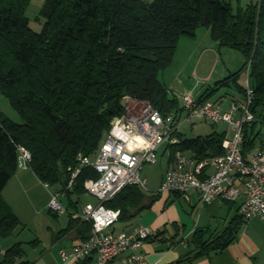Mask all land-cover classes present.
I'll return each instance as SVG.
<instances>
[{
  "label": "trees",
  "instance_id": "1",
  "mask_svg": "<svg viewBox=\"0 0 264 264\" xmlns=\"http://www.w3.org/2000/svg\"><path fill=\"white\" fill-rule=\"evenodd\" d=\"M31 1L0 0V92L22 119L15 122L0 110V240L22 226L2 196L18 171L20 147L31 152L29 165L44 184L60 185L68 196L87 193L85 181L99 176L91 166L82 168L68 187L79 156L98 153L112 120L129 111L125 99L151 104L165 115L183 114L161 74L173 62L180 39L195 37L200 29H209L221 47L245 57L243 69H249L255 90V120L244 127L242 151L248 158L256 149V124L264 119V0H250L237 12L232 2L241 0H45L42 13L47 20L41 32L31 28L26 15ZM237 75L217 85L234 80L238 86ZM210 91L199 100L206 101ZM175 135L180 142L168 146L171 162L180 149L203 158L225 153L224 132ZM160 193L128 185L105 205L120 210L118 221L128 222L150 209ZM77 220L81 218L72 219L69 227ZM83 225L85 240L92 226ZM237 231L230 226L208 238L197 231L198 256L224 250ZM24 255L23 243H15L0 264H31Z\"/></svg>",
  "mask_w": 264,
  "mask_h": 264
},
{
  "label": "built area",
  "instance_id": "2",
  "mask_svg": "<svg viewBox=\"0 0 264 264\" xmlns=\"http://www.w3.org/2000/svg\"><path fill=\"white\" fill-rule=\"evenodd\" d=\"M249 85L248 81L245 102L233 100L226 109L210 100L197 105V98L191 94L180 100L186 119L198 117L214 125L227 124L233 135L224 140L223 155L203 158L176 150L162 180L161 192L180 193L188 198L190 190H197L203 205L216 198L241 199L238 212L244 220L256 217L264 220V145L256 148L248 158L242 151L244 127L255 120ZM130 102L125 99V103ZM134 105V110L129 109L112 120V128L93 158L79 156V165L68 187H73L82 168L93 167L99 176L88 178L84 186L98 203L83 206L80 217L91 224L92 232L80 244L60 250L66 263L95 257L96 264H158L148 261L141 251L144 241L153 235V229L140 225L130 232L117 233L114 225L119 220L120 210L107 207L105 202L128 185L146 187V180L141 178L144 165L156 163L158 151L166 143L180 142L175 134L184 112L180 116L175 113L165 115L148 103ZM20 152L28 162L31 161L29 150L20 147ZM64 194L61 191L51 193L49 209L55 214L67 211L61 199ZM125 253L129 255L118 263L117 259Z\"/></svg>",
  "mask_w": 264,
  "mask_h": 264
},
{
  "label": "crops",
  "instance_id": "3",
  "mask_svg": "<svg viewBox=\"0 0 264 264\" xmlns=\"http://www.w3.org/2000/svg\"><path fill=\"white\" fill-rule=\"evenodd\" d=\"M210 35L211 31L209 29H200L195 37L184 36L180 39L179 46L172 63H174L175 59L179 60L180 57L182 58V63L180 62L177 69L171 74V82L167 81L168 78L165 79L166 70L162 73L161 77L162 81L169 89V94H173L172 97H177L179 99L173 88L170 87L172 84L173 87L175 86L176 78L179 80L183 77V81L187 83V93L193 95L197 99L201 98V96L208 90H211L213 94V92L218 91L222 86L229 84L224 83L223 85L218 86L217 83L219 81L217 80L214 89L209 87L204 90V87L207 84L215 80V72L213 70L210 71L207 67L209 64L204 62L205 54L208 50H211L212 53H216V50H218L220 54H222L221 51L223 49L219 42L215 40L212 43L210 42ZM206 40H209L208 42H210L212 46L207 47L206 49L208 50L206 51L205 49L200 54L195 67L190 66V62L197 56L200 49H202V44H204ZM242 71H244V69H242ZM243 74H246L247 82L249 81V84L254 87L253 83L249 79V72L246 70ZM238 86L246 89L247 83L244 85V83L238 82ZM238 86H235L233 92L227 93L213 102L220 104L223 109L228 108L233 100L244 103L246 95L245 91H241ZM210 98L211 95L206 98V101H212ZM179 100H181V98ZM180 124L181 122L179 123V132L181 133ZM219 125L212 124L214 129L213 132H224L225 139L231 138L233 132L228 131L227 124H224L225 127L221 130L218 127ZM256 131L260 132L256 147L258 148L261 145H264V119L258 121L256 124ZM172 143H166L160 148L162 149V156L167 158L166 172L172 164L171 150L168 148L169 145H173ZM187 153L192 155V152L187 151ZM26 162L29 163L27 160ZM20 167L21 164L19 162L18 171ZM23 171L25 173L22 175L27 176L36 185V178H38L37 175L34 172H31V170L23 169ZM163 178L164 176L162 177V180ZM162 180L156 192H161L160 186ZM5 199L9 201L7 198ZM49 201L46 203V206H49ZM73 203L74 201H71L73 208L69 211V216L65 225L61 224V227H59L58 230L50 227L52 231V238L50 242H45L42 239L34 240L33 242H36L33 243V245L35 248L38 247L40 249L37 250L36 248L35 257L26 261L31 262V264H96V259L89 260V258H87L78 262L71 261L66 263L61 257V249L71 248L80 244L84 240L82 231L83 227H85L84 225H86H83V223L86 221L80 217L83 207L80 209L77 205H73ZM87 203L93 202L89 201ZM96 203H98V200ZM240 203L241 199H238L237 201H228L223 198H216L210 203L203 205L200 193L193 189L190 190L188 198L181 194L161 192L159 198L153 206L138 215L140 216L139 221L132 223V220H134L132 219L127 222L126 228L119 231L130 232L135 227L140 225L151 227L153 229V235L148 240L144 241L141 251L144 253L146 259L152 263L264 264V220L258 217L249 220L242 219L238 212ZM66 212H68V208ZM66 212H64L63 215H65ZM57 215L58 214H56V216ZM77 218H81V221L77 220L73 223L72 227H69L72 219L76 220ZM59 222L62 223L61 220H59ZM230 226L238 227V231L236 233V238L224 250L213 253L208 257L198 256L197 244L194 241V235L197 231L205 232V237L208 238ZM114 229L116 232H119L116 224ZM38 242H40V246H36ZM7 248L9 247H0V262L3 261ZM128 255V253L123 254L117 259V262L120 263Z\"/></svg>",
  "mask_w": 264,
  "mask_h": 264
},
{
  "label": "rangeland",
  "instance_id": "4",
  "mask_svg": "<svg viewBox=\"0 0 264 264\" xmlns=\"http://www.w3.org/2000/svg\"><path fill=\"white\" fill-rule=\"evenodd\" d=\"M248 3H250V0H241L240 3H238L237 1H233L232 6L234 11L237 12L240 6L246 7ZM44 4L45 0H32L27 7L26 15L30 19L31 28L36 32H41L43 30L47 20L42 13ZM209 40L211 43L214 42L212 35H210ZM208 41L206 40L204 44H202V49H200L197 56L190 62V66L195 67L200 54L207 47L212 46V44ZM207 50L208 49H206V51ZM221 53L222 54H220L218 50H216V53H212L211 50H208L205 54L204 62L209 64V66L207 67L210 71L213 70L215 72V80L207 84L204 87V90L208 89L209 87H211L212 89L215 88L217 80L223 81L227 78H231L233 76L235 77V75L237 74H239V76H236L238 82H242L244 83V85L247 83V73L243 74L244 72H246V68L244 71H242L246 62L243 54L240 51L230 47H223ZM176 60L177 59H175L174 63H172L165 71V79L168 78L167 81L171 82V74L177 69L179 63H182L181 57L179 60ZM175 80V86L173 87L172 84L170 85V87L173 88L179 99H182L185 95H188L187 83L183 81V77H181L179 80L176 78ZM235 86L236 85L234 83V80H231L229 84L222 86L218 91L213 92L210 99L212 101L218 100L221 96L233 92ZM172 96L173 94L170 93V97ZM129 104L130 109L134 110V103L130 102ZM0 110L13 121L18 123L22 122L20 115L12 106L10 100L1 92ZM186 115V112H184L180 124V131L183 134L184 138L205 136L213 132L214 129L210 122H207L200 118L186 119ZM218 127L221 130L225 127V125L220 124ZM20 164L21 167L18 173L10 180V182H8L2 196L4 199L7 198L9 200L7 201L5 199L11 205V208L21 220L23 227L21 226L13 235L1 239L0 247H11L15 243L22 242L25 250L24 260H31L35 257V249H40L38 247L35 248L32 242L34 240L40 239L45 242H50L52 238V231L50 227L58 230L59 227H61V224L65 225L69 216V211L73 208L71 205V201L76 202L77 206L81 209L89 201L96 203L97 199L89 193H85L80 197H78L76 194H71L70 196H62V203L66 208H68V212H66L65 215L62 214L63 216L57 215V217L54 212L52 213L50 211L49 206H46V203L51 199V192L60 190V185H52L49 188H46L44 183L38 178H36L37 184L35 185L31 179H29L27 176L22 175L25 173L23 169L31 170V172H34L32 171L29 163L26 162V159H24L22 154L20 156ZM166 169L167 158L162 156V149H160L158 152V161L154 164H145L141 171V178L147 181L145 187L147 193L152 194L158 190L162 177L166 173ZM59 220H61L62 223H60ZM139 220L140 216H137L136 218H134V220H132V223H135ZM116 227L118 231L126 228L127 222L119 221L116 223ZM36 246H40V242H38Z\"/></svg>",
  "mask_w": 264,
  "mask_h": 264
},
{
  "label": "bare ground",
  "instance_id": "5",
  "mask_svg": "<svg viewBox=\"0 0 264 264\" xmlns=\"http://www.w3.org/2000/svg\"><path fill=\"white\" fill-rule=\"evenodd\" d=\"M254 94H255L254 87H252L251 85H249V97L251 99H254ZM204 104H205V101H200L199 99H197V105H204Z\"/></svg>",
  "mask_w": 264,
  "mask_h": 264
}]
</instances>
